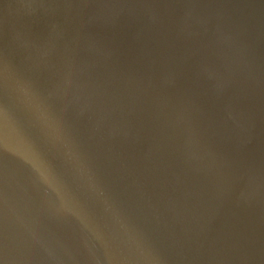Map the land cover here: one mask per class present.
Returning <instances> with one entry per match:
<instances>
[{
    "label": "water",
    "instance_id": "1",
    "mask_svg": "<svg viewBox=\"0 0 264 264\" xmlns=\"http://www.w3.org/2000/svg\"><path fill=\"white\" fill-rule=\"evenodd\" d=\"M0 264H264V0H0Z\"/></svg>",
    "mask_w": 264,
    "mask_h": 264
}]
</instances>
